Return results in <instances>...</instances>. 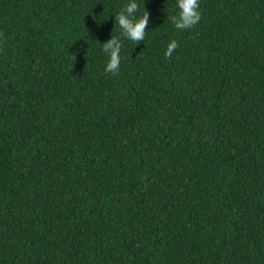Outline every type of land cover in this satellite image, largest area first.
Here are the masks:
<instances>
[{
    "label": "trees",
    "instance_id": "16d2710c",
    "mask_svg": "<svg viewBox=\"0 0 264 264\" xmlns=\"http://www.w3.org/2000/svg\"><path fill=\"white\" fill-rule=\"evenodd\" d=\"M127 3L0 0V264H264V0H137L106 72Z\"/></svg>",
    "mask_w": 264,
    "mask_h": 264
},
{
    "label": "clouds",
    "instance_id": "9594fccd",
    "mask_svg": "<svg viewBox=\"0 0 264 264\" xmlns=\"http://www.w3.org/2000/svg\"><path fill=\"white\" fill-rule=\"evenodd\" d=\"M175 7L178 14L171 18L177 29L191 28L200 20L199 0H176ZM137 0H128L124 8L115 15V20L121 29V36H111L103 42V51L107 55L105 71L116 73L120 67V53L122 38L134 42L143 41L146 35V25L149 23L148 12L138 15ZM178 47L175 39L170 40L164 52L165 56H172Z\"/></svg>",
    "mask_w": 264,
    "mask_h": 264
}]
</instances>
